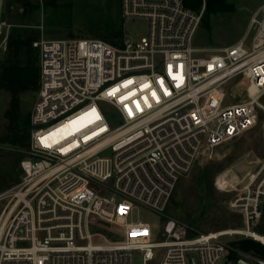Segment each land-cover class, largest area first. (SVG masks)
<instances>
[{"label": "built area", "instance_id": "built-area-1", "mask_svg": "<svg viewBox=\"0 0 264 264\" xmlns=\"http://www.w3.org/2000/svg\"><path fill=\"white\" fill-rule=\"evenodd\" d=\"M199 1L205 8L208 0ZM121 10L127 21L148 22L147 36L125 33L120 46L94 38L34 43L41 86L21 181L0 194V264H133L136 253L144 264L233 263L235 241L264 245L251 229L262 215L264 159L233 204L242 228L190 237L187 224L167 217L154 241L150 224L129 222L138 207L164 215L198 161L258 126L264 151V5L243 39L216 51L193 45L204 9L121 0ZM101 104L118 112V127ZM98 222L123 235L94 232ZM237 256V264H264Z\"/></svg>", "mask_w": 264, "mask_h": 264}, {"label": "rangeland", "instance_id": "rangeland-1", "mask_svg": "<svg viewBox=\"0 0 264 264\" xmlns=\"http://www.w3.org/2000/svg\"><path fill=\"white\" fill-rule=\"evenodd\" d=\"M34 9H25L21 0H5L0 26V59L4 56L5 40L14 30H36L40 40H59L81 37L80 25L84 23L83 13L88 9L82 0H59L56 9L48 7L45 0H30ZM207 5V4H206ZM264 5V0H227V10L206 17V7H201L203 17L194 37L195 48H208L216 51L233 45L243 39L247 33L252 16ZM205 20V24H203ZM67 25L68 27L66 28ZM72 26L71 29H69ZM149 25L146 21H127L124 19L123 31L133 38L147 36ZM85 36V35H84ZM85 38H92L86 34ZM232 83L226 88L230 95ZM25 102L33 110L37 94L25 96ZM229 101L232 99L229 96ZM264 102V99L262 100ZM10 104L9 93L0 92V138L5 132V112ZM109 114L106 115L111 128L120 125V115L108 104H101ZM261 126L249 131L241 138L227 143L212 155L211 159L202 158L193 169L181 178L167 206L164 215L144 207L135 209L129 222L148 223L153 227L154 241L163 239V229L167 217L174 218L189 226L190 237L202 233L217 232L231 228H242L243 214L233 207L234 201L242 195L250 174L254 173L264 159ZM0 194L16 187L22 178L21 161L27 156L26 151L20 155L10 146L0 145ZM21 159V160H20ZM6 201L0 202V211ZM262 215L257 227L252 230L261 233L264 228V201ZM94 232L105 234L114 239L123 232L120 228L105 222H98ZM256 233L257 237H261ZM264 234V233H263ZM120 237V236H119ZM95 244H104L101 238L94 239ZM190 258H197L191 254ZM133 264H144L139 253L135 254ZM149 264H158L152 261ZM219 264L230 263L222 257ZM252 264H256L252 262Z\"/></svg>", "mask_w": 264, "mask_h": 264}, {"label": "trees", "instance_id": "trees-1", "mask_svg": "<svg viewBox=\"0 0 264 264\" xmlns=\"http://www.w3.org/2000/svg\"><path fill=\"white\" fill-rule=\"evenodd\" d=\"M183 1L187 7L197 12L202 7L199 0ZM21 2L25 9H34L30 0H21ZM54 2L58 3L59 0H54ZM82 4L88 9L84 11V23L80 25V30L85 36L78 38H85L87 34L94 39H101L120 46L125 37L121 0H82ZM226 10L227 0H208L205 20L212 14ZM205 20L202 25L205 24ZM69 27V29L72 28V26ZM71 38L77 37L72 35ZM39 40L40 34L36 30L14 29L8 36L7 50L0 59V92L5 91L10 96V104L5 112L7 123L5 132L0 138V145L10 146L20 155V158L22 152L30 147L32 131L33 110L24 98L28 95H38L41 86L40 51L34 47V43ZM263 233L264 228L262 235ZM233 247L236 251L230 255L231 261L237 260V251L264 258V245L253 239H239L233 243Z\"/></svg>", "mask_w": 264, "mask_h": 264}, {"label": "water", "instance_id": "water-1", "mask_svg": "<svg viewBox=\"0 0 264 264\" xmlns=\"http://www.w3.org/2000/svg\"><path fill=\"white\" fill-rule=\"evenodd\" d=\"M4 1L5 0H0V26H1V20H2V15H3V7H4ZM195 264V263H194ZM239 264H248L247 262H240Z\"/></svg>", "mask_w": 264, "mask_h": 264}, {"label": "flooded vegetation", "instance_id": "flooded-vegetation-1", "mask_svg": "<svg viewBox=\"0 0 264 264\" xmlns=\"http://www.w3.org/2000/svg\"><path fill=\"white\" fill-rule=\"evenodd\" d=\"M45 3H47L48 7L51 9H56V5L58 4L54 2V0H45Z\"/></svg>", "mask_w": 264, "mask_h": 264}, {"label": "bare ground", "instance_id": "bare-ground-1", "mask_svg": "<svg viewBox=\"0 0 264 264\" xmlns=\"http://www.w3.org/2000/svg\"><path fill=\"white\" fill-rule=\"evenodd\" d=\"M259 235H260L261 237H257V238L260 240V239H262V235H261V234H259Z\"/></svg>", "mask_w": 264, "mask_h": 264}]
</instances>
